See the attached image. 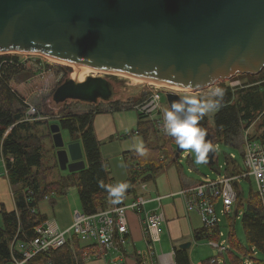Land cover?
I'll use <instances>...</instances> for the list:
<instances>
[{"label":"water","instance_id":"water-1","mask_svg":"<svg viewBox=\"0 0 264 264\" xmlns=\"http://www.w3.org/2000/svg\"><path fill=\"white\" fill-rule=\"evenodd\" d=\"M2 53L40 54L70 65L201 89L264 67V0H0ZM114 95L109 80L88 75L82 81L66 78L52 100L95 104ZM165 96L170 108L180 95L167 91ZM49 129L59 168L83 169L80 143L64 149L59 124ZM205 132L214 148V137ZM182 152L176 145L173 160ZM216 161L214 148L206 164ZM129 193L130 187L115 205ZM190 245L184 242L179 248Z\"/></svg>","mask_w":264,"mask_h":264},{"label":"trees","instance_id":"trees-1","mask_svg":"<svg viewBox=\"0 0 264 264\" xmlns=\"http://www.w3.org/2000/svg\"><path fill=\"white\" fill-rule=\"evenodd\" d=\"M16 55L0 54V150L6 158L7 178L12 191L15 209L7 211L0 209L2 224L0 226V264H7L12 260V254L19 255L15 249V242L22 243L35 236V227L47 217L37 209L39 202L45 195L66 194L69 187H75L80 203V210L86 214H94L108 209L112 205V199L106 188L100 187V183L113 186L106 163L103 162L100 152L101 143L97 140L93 129V117L97 113L108 111H120L133 109V106L145 98L141 93L123 99H113L108 102L86 103L77 100H69L59 103L57 114H53L51 108L43 106L42 101H36L40 113L55 115V121L61 131H65L70 142H79L84 153L85 167L81 170L69 172L60 170L57 157L53 164L43 166L41 136L37 135V127L40 120L30 122L21 121L24 104L22 101L21 82L29 77V73L14 61L10 64L6 59ZM3 59L5 61L3 62ZM248 80L245 86L231 91L229 86L224 90L221 107L212 114L213 125L210 128L207 114L199 122V127L214 137V148L217 143H224L238 149L243 155L244 131L250 127L253 121H258V130L264 126V67L255 74H244ZM61 84V83H60ZM59 85V83H58ZM56 88V87H55ZM55 90V89H54ZM53 90V91H54ZM162 122H157L138 113L137 133L145 140L146 155L140 156L136 150L123 152L126 162L127 183L131 191L141 181L153 180L156 174L166 166L178 165V157L173 160L176 143L173 137L160 130ZM11 129L4 136L5 131ZM256 128V129H257ZM161 134H158L160 133ZM260 136L250 135L258 139L264 136L262 130ZM149 135L152 138H149ZM50 137V133H48ZM220 137V138H219ZM158 140L161 144H158ZM162 145V146H161ZM166 148L167 155L160 156ZM56 154V149L53 147ZM159 149V150H158ZM190 160V155L187 156ZM215 157L216 152H215ZM12 158V161L10 160ZM208 167L220 175L237 176L241 174V167L236 160L225 155V165L220 171L217 163ZM217 167V168H216ZM51 170L54 178L47 180V173ZM179 170V167H178ZM180 175L182 171L179 170ZM248 178V177H247ZM193 179L188 187L199 183ZM186 185L183 188L187 187ZM237 193L235 200V215L242 209L241 224L245 235V243H241L234 230V219L229 215V230L223 262L228 264H244L245 259H253L256 264H264V259L253 257L256 253L264 256V206L262 198L256 190L249 189L245 205L239 202L240 192L234 184ZM52 199V198H50ZM52 204L54 200L50 201ZM212 234L203 227L197 229L194 234L196 241L207 239L218 241L219 224L211 229ZM12 241L14 242L12 244ZM12 244V249H11ZM82 243L77 237H72L63 246L46 253L37 254L32 264H85L82 260ZM13 250V251H12ZM12 251V252H11ZM175 264H191L188 250L175 248ZM209 259L201 264H208Z\"/></svg>","mask_w":264,"mask_h":264},{"label":"built area","instance_id":"built-area-1","mask_svg":"<svg viewBox=\"0 0 264 264\" xmlns=\"http://www.w3.org/2000/svg\"><path fill=\"white\" fill-rule=\"evenodd\" d=\"M32 54L23 53V57L16 55L17 60L10 56L6 58L10 64L16 61L17 65L29 73V77L21 82L22 89L27 90L22 95L24 110L21 121L42 118L37 107L26 96L31 89L32 93L41 91V87L36 84L32 85L30 89H27L26 85L32 84L34 77L41 79L46 73V70L40 66L41 62L36 63L34 58L29 57ZM4 61L5 59H3ZM154 97H158L156 103H153ZM157 104L159 107L156 106ZM133 109L151 120L162 122V118L158 116L161 113V97L157 89L150 90L142 101L133 106ZM10 129L11 127L5 131L4 136ZM243 134V169L241 174L235 177L252 176L255 180L256 191L262 197L264 194V143L251 138L248 129ZM10 160L12 161V158ZM0 163L3 169L0 174L7 176L6 160L1 150ZM232 181L233 176L218 175L213 179L207 178V180L200 181L183 191L187 211L199 215L202 227L209 231V235L212 234L211 229L221 221L216 214L215 205L217 200L221 201L222 205L220 214L222 216L230 214L231 206L235 201L234 199H236ZM142 187L144 188V185ZM50 196H54V194ZM50 196L45 195L44 199H49ZM161 197L157 196L156 200L159 201ZM145 201L141 196H137L128 204L113 205L110 209L94 214H86L80 209H76L72 212L71 224L66 229L60 228L54 219L46 218L35 227L36 234L33 238L18 243L19 255L12 254V260L7 264H32L31 260L37 254L57 249L66 244L72 237L79 238L82 243V260L84 262L91 259L106 258L107 256L110 258L107 260V264H117L111 257L124 254V243L128 232L127 209H131L140 215L144 234L145 248L134 252L137 263L175 264L172 258H163L161 254H157L154 250V244L159 240V224L163 221V213L162 211L142 213ZM218 233L221 236L220 231ZM209 241L212 246L217 248L219 254L224 252L225 246L223 244L211 239ZM156 257L159 260L158 262ZM208 264H218L217 257H211ZM246 264L252 263L247 259Z\"/></svg>","mask_w":264,"mask_h":264},{"label":"rangeland","instance_id":"rangeland-1","mask_svg":"<svg viewBox=\"0 0 264 264\" xmlns=\"http://www.w3.org/2000/svg\"><path fill=\"white\" fill-rule=\"evenodd\" d=\"M2 54H11V55L13 54V55H17L18 57H21V56L23 57V55H22L23 53H17V54H15V53H2ZM25 54H32V53H25ZM29 57L34 58L36 63L41 62L40 66H42V68H44L46 70V73H45V76L43 78L40 79V78L34 77L32 84L26 85L27 89H30L32 87V85L36 84L39 87H41V91L40 92L35 91L34 93H32L31 92L32 89H31V90H29V94H27L26 96H28V99L36 107H37V105L35 104V102L36 101H42L43 106H45L47 108H51L53 110V114H57L60 104L55 103L52 100L53 90L55 89V87L58 86V83L59 84L62 83L66 78H73V79L78 80L77 78L72 77L73 72H74V68L70 64H67L65 62H59L56 60H52L50 58L43 57L40 54H35V55L32 54V55H29ZM88 71L89 70H87L86 74L84 73L83 79H85V77L88 75H95V76L98 75V76H102V77L106 78L114 86L115 95H114L113 99H116V100L117 99L126 100L127 98L132 99L135 96L134 97H131V96H133L135 94H136V96H138L141 93L145 94V97H146V95L149 93L150 90L157 89L159 94H160V97H161V113L158 116L162 118L161 119L162 123H163V110L165 108H169L167 100H166V96H165V93L167 91L176 92L180 96H182L186 92H191L192 94H194L196 96H202V95H205L210 90V88L216 87V86L222 87L224 90L227 86H229L231 91H235L237 88L244 87L245 86L244 82H246L248 80V77H246L244 74H236L233 77H231V79L227 78V79L218 80L215 83H213L212 85H209V86L201 88V89H185V90H183V89H171V88H168L166 86H157V85L151 84L150 81H144V82L143 81H134L129 76L123 75V74H118V73L114 74V73H108V72H103V71H98L95 74H93V73H90ZM26 91L27 90H22V92H24V93ZM68 101L69 100H67V102ZM37 109H38V107H37ZM38 111H39V109H38ZM40 112L41 111H39V114L42 115V118L41 119H32L30 122L37 121V120H40V122H42L38 125L36 133H37V135L41 136L42 154H43L42 163H43L44 167L45 166L47 167V166L54 163V159L56 157V154H55L54 149H53V147H55V146L53 144L52 134H51L50 129H49V125L52 123H56V121L54 120L55 115H44ZM212 114L213 113L207 114L208 124H209L210 128L213 125ZM260 120L252 122V124H251L252 126L250 125L251 127L248 128V132L250 133V135H252V133H256L258 131V128L256 126L258 125ZM25 122L28 123V121H25ZM160 130L163 133V125H162V127H160ZM48 133H50V137L48 136ZM61 134H62L63 141H64V149H66L67 145L69 144V139H68L65 131H61ZM158 134H161V132ZM120 138H122V137L120 136ZM149 138H152V136L149 135ZM158 144H161V142L159 140H158ZM161 148L163 149V151H162V154L160 156L165 157V155H167L166 148L165 147H161ZM55 149L58 150L57 148H55ZM215 152H216V156H217V163L220 167V170L225 165V155L233 157L236 160V162L240 165V167H243V157H242L241 152L238 149L230 147L228 145H225L224 143H217L215 146ZM188 155H190V157H191V162L187 160ZM174 156H175V154H174ZM174 156H173V158H174ZM178 163L182 166L183 172L188 177H191L192 179H195V180L204 181V180H207V178L213 179L216 176L220 175V173L218 174L214 170L210 169L206 163L200 164V165L195 164V153H193L191 151L186 152L183 150V152L180 154V157L178 158ZM122 165H123L122 163L121 164H119L117 162L113 163V166L115 167V170L118 173H121L120 170L122 169ZM0 172H3V169L1 167V163H0ZM54 175H55V173L53 171L49 170L47 173V180L53 179ZM230 177H232V176H230ZM247 177H249V176H246L245 178H242V177L239 178V177L233 176V181H232L233 188H234V184H236L237 182L239 183V187L237 185L238 191L240 189V191H239L240 192L239 202H241L243 205H245V201L248 197L250 187H251V189L256 190L254 178L249 177V179H246ZM118 183H122V182L114 179L113 186H115ZM234 190H235V188H234ZM235 192H236V190H235ZM51 194H54V193H50L47 196H50ZM130 195L131 194L129 193L125 197V199L123 201L124 204H126L130 201ZM50 198H52V199H50ZM50 198L49 199H42L38 204V209H40V210L43 209L44 211H46L47 217L50 219L56 220V223L58 225L59 224L60 225H67L70 222V219L72 220V212L76 209H78V210L80 209L79 198H78L77 191H76L75 187H69L66 194H64V195H61V196L54 195V196H50ZM236 198H237V193H236ZM261 198H262V203L264 206V194ZM51 200H54L53 204L50 202ZM234 200H236V199H234ZM111 207H109L108 209H110ZM221 207H222L221 201L217 200L216 205H215L216 214L218 217H220V220H221L219 223L221 236L219 237L218 243H221L226 247L227 232L229 230V224H228V218L226 217V215L222 216L220 214ZM235 207H236V202L234 201L233 205L231 206L230 215L229 214L228 215L234 219V230H235L236 235H237L238 239L240 240V242L244 244L245 243V235H244V231H243L242 224H241L242 209L240 208L238 213L235 215V212H234ZM1 224H2V219L0 216V226H1ZM70 224H71V222H70ZM13 243L14 242L12 241V244ZM15 244H16V242H15ZM192 248H194V252L192 253V264H201L202 261L207 260L211 257H217L218 264H228L227 262L226 263L223 262L224 255L221 256L219 254L217 248H215V246H212L210 244V241H208L207 239L200 240L197 243L193 242ZM11 249H12V245H11ZM163 250H164V248H163ZM253 257L256 259H264V256L260 253H256L255 255H253ZM247 259L248 258H246L245 260H247ZM250 261L252 264H256V262L253 259H251ZM244 264H245V262H244Z\"/></svg>","mask_w":264,"mask_h":264},{"label":"crops","instance_id":"crops-1","mask_svg":"<svg viewBox=\"0 0 264 264\" xmlns=\"http://www.w3.org/2000/svg\"><path fill=\"white\" fill-rule=\"evenodd\" d=\"M137 121L138 113L134 109L102 112L95 114L93 117L92 125L94 133L97 140L101 143V157L103 162L107 165L113 182L114 179H116L128 185L126 162L123 157V152L134 151L136 143L140 140L145 144L143 136L137 133ZM262 130H264V126H262L256 133H252V135H255V137L260 136ZM120 136L122 138H120ZM258 140L264 143V136L261 138L258 137ZM83 159L85 161L84 153ZM115 162L123 164L122 169L120 170L121 173H118L115 170V167L113 166V163ZM178 167L179 170L182 171V175H180ZM242 168L243 167H241V172ZM249 177L246 179H249ZM192 180L191 177H188L183 172V168L180 164L168 165L161 172L156 174L153 180L137 183L133 191H131L130 188L131 195L130 201L128 202L130 203L135 197L141 196L146 200L143 204L142 213L162 211L163 221L159 224V240L154 244L155 252L161 254L163 258H172L174 261L175 248H179L181 243L189 241L191 242V245L187 250L191 264L192 253L194 252L192 243L200 241L194 239V234L197 229L202 227L199 215L195 212L187 211L184 202L183 191L190 188L187 185H189ZM142 185H144V188ZM184 185L187 187L183 188ZM236 185L239 187L238 182ZM157 196H162L159 201L156 200ZM111 199V206H113L116 202H113V197H111ZM2 207L7 211H12L15 209V204L7 176L0 174V209ZM42 210L43 209H38L40 213L47 217L46 211ZM126 217L128 232L124 243V254L122 256L117 255L111 258L112 260H115L117 264H138L134 252L135 250L139 251L145 248L140 215L131 209H127ZM70 222L67 225L59 224V227L61 226L62 229H66L69 227ZM14 246L15 249L19 251L18 242H16ZM109 259L110 258L107 256L106 258L91 259L86 261L85 264H107V260ZM156 261H159L157 257Z\"/></svg>","mask_w":264,"mask_h":264},{"label":"clouds","instance_id":"clouds-1","mask_svg":"<svg viewBox=\"0 0 264 264\" xmlns=\"http://www.w3.org/2000/svg\"><path fill=\"white\" fill-rule=\"evenodd\" d=\"M224 96V89L216 86L202 96H196L186 92L178 97V100L170 104V108L163 110V132L174 138L179 149L195 153V164L208 162V153L214 151L211 143L205 140L206 132L199 127V122L208 113L219 110L221 100ZM158 97L153 98L156 103ZM159 107V105H156ZM135 150L140 156L146 155L143 141L135 145ZM100 187L106 188L113 197V202L119 201L128 188L126 183H118L115 186H108L100 183Z\"/></svg>","mask_w":264,"mask_h":264},{"label":"bare ground","instance_id":"bare-ground-1","mask_svg":"<svg viewBox=\"0 0 264 264\" xmlns=\"http://www.w3.org/2000/svg\"><path fill=\"white\" fill-rule=\"evenodd\" d=\"M57 61V60H56ZM59 61V60H58ZM59 62H62V61H59ZM73 68H74V72H73V75L72 77L74 78H77L78 81H82L84 80L83 77H84V73L86 74L87 73V70H89L88 72L90 73H93L95 74L96 72H98L99 70H95V69H92V68H89V67H86V66H78V65H71ZM256 75V74H255ZM128 76V75H127ZM131 79H133L134 81H150V80H145V79H142V78H139V77H134V76H129ZM231 79V78H230ZM76 80V79H75ZM151 84H154V85H157V86H166L168 88H171V89H187V88H180V87H176V86H171V85H166V84H163V83H158V82H155V81H150ZM49 87V86H48ZM45 119V118H44ZM44 122V121H43ZM46 122V121H45ZM220 138V137H219ZM81 144V143H80ZM162 146V145H161ZM159 150V149H158ZM187 154V153H186ZM188 158V157H187ZM6 159V158H5ZM177 159V158H176ZM55 163V162H54ZM217 168V167H216ZM221 171V170H220ZM130 187V186H129ZM53 198V197H52ZM159 205V204H158ZM13 211V210H12ZM194 231V230H193ZM212 231V230H211ZM219 234V233H218ZM219 236V235H218ZM195 237V236H194ZM185 250V249H184Z\"/></svg>","mask_w":264,"mask_h":264}]
</instances>
